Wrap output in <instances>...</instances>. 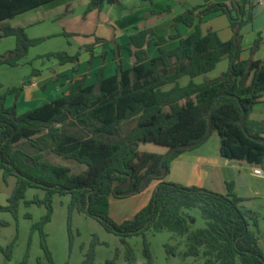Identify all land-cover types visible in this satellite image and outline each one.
I'll return each mask as SVG.
<instances>
[{
    "label": "trees",
    "instance_id": "16d2710c",
    "mask_svg": "<svg viewBox=\"0 0 264 264\" xmlns=\"http://www.w3.org/2000/svg\"><path fill=\"white\" fill-rule=\"evenodd\" d=\"M48 1L0 0V22ZM117 1L89 0L88 10H101ZM219 11L228 17L233 31L229 42H222L216 33L204 36L198 24L177 49H160L158 57L148 59L153 31L144 30L131 37L129 47L137 49L131 69L119 63L116 75L106 78L101 71L92 85H86L85 76L78 77L61 98L23 114L15 106L6 107V95H0V172L4 180L17 179L8 204L0 205V211L15 213L27 189L40 187L46 190L47 210L38 225L41 230L51 220L54 196L70 195L71 210L96 219L122 239L145 237L151 230L169 231L184 238L183 259H201L202 264H264V252L251 229L257 226L258 215L241 207L243 199L234 192L233 184H228L227 193H218L165 180L179 155L199 147L213 133L220 136L221 156L264 170L260 125L249 119L264 94V62L240 58L242 29L253 18L251 0H205L174 20L193 27L196 20ZM11 33L17 36L18 45L3 62L15 66L41 40H30L24 29L0 31V38ZM51 55L60 62L79 58L66 53ZM224 57L229 59V68L218 79L202 84L191 80L186 87L179 86L182 76L194 79L206 74ZM169 83L176 85L163 91ZM131 119L136 120L135 125L122 134L123 123ZM141 143L168 150L164 154L143 152ZM23 144L35 152L22 149ZM44 151L75 160L86 169L74 173L68 166L44 160ZM154 181L158 184L152 198L133 218L118 223L111 217V196L132 197ZM195 208L200 210L205 228L193 230L192 219L183 213ZM41 235L49 264H54L45 234ZM166 249L174 256L179 250L170 245ZM144 255L148 264H154L147 243ZM124 259L136 264L130 248ZM105 264L118 263L108 260Z\"/></svg>",
    "mask_w": 264,
    "mask_h": 264
},
{
    "label": "crops",
    "instance_id": "0c3cea01",
    "mask_svg": "<svg viewBox=\"0 0 264 264\" xmlns=\"http://www.w3.org/2000/svg\"><path fill=\"white\" fill-rule=\"evenodd\" d=\"M204 3L205 0H119L101 10H88L89 0H50L2 20L1 32L24 29L30 40L41 41L30 46L17 65L12 66L3 61L17 48L18 38L12 33L0 38V95H6V107L15 106L18 114H23L61 98L78 77L85 76L86 85H92L101 71L106 78L116 75L119 63L124 69H131L136 63L137 49L129 47V43L133 35L144 30L153 31L147 48L148 59L158 57L160 49H177L181 39L192 34L198 24L204 36L216 33L222 42H229L233 31L228 17L221 11L196 20L193 27L175 23L176 16ZM251 4L253 18L242 29L240 58L264 62V0H251ZM53 53L79 58L77 62H60ZM228 68L229 59L224 57L210 72L194 79L182 76L178 84L186 87L191 80L196 84L215 80ZM175 85L166 84L162 90L169 91ZM249 119L260 125L259 135L264 139V94L254 105ZM259 167L221 156L220 136L213 133L199 147L179 155L165 180L218 193H227L228 184H233L234 192L243 199L241 207L258 215L257 226L251 229L264 252V175L254 174ZM157 184L154 181L143 192L129 198L111 196V217L118 223L133 218L148 204ZM182 260L184 264L196 261L194 258Z\"/></svg>",
    "mask_w": 264,
    "mask_h": 264
},
{
    "label": "rangeland",
    "instance_id": "374dc122",
    "mask_svg": "<svg viewBox=\"0 0 264 264\" xmlns=\"http://www.w3.org/2000/svg\"><path fill=\"white\" fill-rule=\"evenodd\" d=\"M136 120H129L122 125L125 134L135 125ZM218 134V133H217ZM22 149L35 152L29 144ZM140 151L164 154L167 148L154 143H141ZM44 160L53 164L68 166L74 173L83 172L86 166L75 160H67L51 151L43 152ZM17 179L12 176L4 180L0 172V205H7L16 186ZM46 190L40 187L28 188L25 197L19 202L15 213L0 211V264H49V259L41 246L42 232L45 234L46 246L54 264H105L115 260L118 264H127L124 256L133 250L136 264H148L144 255L148 244L154 264H184L182 251L184 240L169 231L154 232L151 230L144 236L136 235L122 239L108 232L99 221L71 210L70 195L53 198L51 220L41 230L38 225L46 215ZM193 218V230L206 227L198 208L183 211ZM177 247L174 256L166 246ZM191 264H202V260H189Z\"/></svg>",
    "mask_w": 264,
    "mask_h": 264
},
{
    "label": "built area",
    "instance_id": "2783aa9c",
    "mask_svg": "<svg viewBox=\"0 0 264 264\" xmlns=\"http://www.w3.org/2000/svg\"><path fill=\"white\" fill-rule=\"evenodd\" d=\"M254 174H255V175H259V176L264 175V170H263L261 167L256 168V169L254 170Z\"/></svg>",
    "mask_w": 264,
    "mask_h": 264
}]
</instances>
